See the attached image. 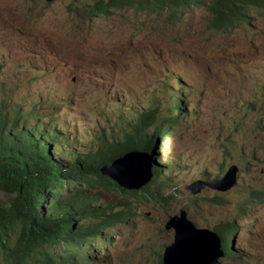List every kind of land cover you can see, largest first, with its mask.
Instances as JSON below:
<instances>
[{
  "label": "rangeland",
  "instance_id": "rangeland-1",
  "mask_svg": "<svg viewBox=\"0 0 264 264\" xmlns=\"http://www.w3.org/2000/svg\"><path fill=\"white\" fill-rule=\"evenodd\" d=\"M96 1L0 0V114L10 121L3 131L45 142L58 134L50 148L68 165L99 137L118 139L142 111L157 107L158 124L166 125L181 92L183 110L157 141L162 168L146 185L155 195L97 192L98 204L123 201L133 214L104 229L94 264H161L173 240L164 223L180 208L198 227L236 228L232 251L216 264H264V8L244 7L248 18L221 30L207 25L212 0L191 3L175 26L144 6L88 19L84 10ZM232 164L239 172L230 191L185 188ZM69 174L64 167L63 192Z\"/></svg>",
  "mask_w": 264,
  "mask_h": 264
},
{
  "label": "trees",
  "instance_id": "trees-1",
  "mask_svg": "<svg viewBox=\"0 0 264 264\" xmlns=\"http://www.w3.org/2000/svg\"><path fill=\"white\" fill-rule=\"evenodd\" d=\"M212 1L214 14L207 25L221 30L248 18L242 12L244 7L264 8V0ZM193 2L200 4V0H97L84 13L91 18L108 15L111 9L144 6L150 14V9L157 10L153 15L157 21L165 12L167 21L163 23L175 26L183 9H189ZM178 94L170 107L177 112L182 110V93ZM158 117L157 107L140 112L135 119L124 123L118 139L101 136L94 149L76 156L66 165L62 158H55V148H50L58 134L53 133V139L45 142L24 130L5 133L2 121H10L0 114V192L6 194L5 199H0V264H82L84 259L97 263L96 253L89 250L97 243L98 233L107 226L128 221L133 214L132 208L123 201L113 207L96 202L99 189L132 195L101 175L99 167L128 151H153L177 116L167 118L164 126L158 124ZM64 167L70 170L64 178L68 184L66 192L58 187L62 185ZM76 167L82 172H76ZM152 171L154 176L161 171L157 160ZM79 219L88 220L86 226H74ZM228 225L227 222L216 224L214 230L224 238L230 233ZM68 243L73 249L67 247Z\"/></svg>",
  "mask_w": 264,
  "mask_h": 264
},
{
  "label": "water",
  "instance_id": "water-1",
  "mask_svg": "<svg viewBox=\"0 0 264 264\" xmlns=\"http://www.w3.org/2000/svg\"><path fill=\"white\" fill-rule=\"evenodd\" d=\"M154 151H128L99 167V173L126 190H136L151 180ZM237 167L231 166L223 177L208 183L196 180L186 186L193 193L204 186L221 191L232 187L236 181ZM183 214V215H182ZM166 230H172L173 240L166 245L161 255L162 264H216L225 257L218 234L208 228H199L186 218L185 211L169 216L164 223Z\"/></svg>",
  "mask_w": 264,
  "mask_h": 264
},
{
  "label": "clouds",
  "instance_id": "clouds-1",
  "mask_svg": "<svg viewBox=\"0 0 264 264\" xmlns=\"http://www.w3.org/2000/svg\"><path fill=\"white\" fill-rule=\"evenodd\" d=\"M49 1V0H48ZM130 8V7H129ZM128 8V9H129ZM120 10V9H119ZM112 11H114L113 9H111L110 10V12H112ZM85 12V11H84ZM84 15H85V13H84ZM104 15H107V14H104ZM109 15V14H108ZM85 16H87V15H85ZM100 16H102V14H100L99 16H96V17H88V19H93V18H97V17H100ZM180 91V90H179ZM179 92H177V94H178ZM178 97H179V94H178ZM177 97V98H178ZM181 108H182V106H181ZM182 110H183V108H182ZM182 110H180V111H182ZM172 111H174V114H172V116L173 115H175L176 114V121H175V123L174 124H176V122H177V118H178V113H180V111L179 112H177V111H175V110H172ZM172 116H170V117H172ZM169 117V118H170ZM173 124V125H174ZM153 151L155 152V154H156V159L155 160H157V163L159 164V166H160V169L162 168V165L159 163V161H158V158H157V155L159 154V145H158V142H157V144L156 145H154L153 146ZM145 151V150H144ZM151 152V151H150ZM154 160V161H155ZM154 164V163H153ZM231 166H236L235 164H232V165H230L229 167H231ZM229 167L226 169V171L220 176V177H216V178H214V179H212V180H208V179H200V180H202V181H205V182H208V183H212V182H214V181H216V180H218L219 178H221V177H223V175L227 172V170L229 169ZM237 167V166H236ZM152 169H153V167H152ZM238 172H239V170H238V168H237V172H236V181H235V183H234V185L232 186V187H230L229 189H227V190H225V191H221V190H218V189H215V188H212V187H209V186H204L203 188H201L198 192H196V193H193L191 190H189V192L192 194V195H196V194H198V193H200L203 189H205V188H209V189H212V190H214V191H216V192H218V193H226V192H228V191H230L231 189H233L235 186H236V183H237V177H238ZM152 173H153V171H152ZM154 176V175H153ZM152 176V178H151V180L150 181H148L146 184H144V185H142L140 188H138V189H136V190H129V191H131L132 192V194H135V193H137V191L139 190V189H141L142 188V192H145V193H149V194H151V195H155L154 193H151V192H149V190H148V188H146V185L148 184V183H150L152 180H155L156 178H157V176L158 175H156V176H154L153 177ZM194 182V181H193ZM192 183V182H191ZM191 183H189V184H191ZM189 184H187V185H189ZM187 185H185V188H186V186ZM67 187H68V184H67ZM188 190V189H187ZM155 193H156V195L158 196V198L159 199H164V198H166V194H164V193H159L158 192V190H155L154 191ZM259 193H261V194H263L262 193V191H258V190H256V191H254V194H256V195H258ZM130 196H132V195H130ZM129 196V197H130ZM207 200H208V198H207ZM209 201V200H208ZM262 202H264V201H262ZM181 210H183V211H185V213H186V218L188 219V220H190L189 218H188V216H187V211H186V209H184V208H180V210L178 211V213H176V214H179V212L181 211ZM183 215V214H182ZM191 222H193L192 220H190ZM194 223V222H193ZM220 223H224V222H220ZM229 225V231H230V233H229V235H227V236H225L224 238L217 232V231H215L214 230V226H213V229H210V228H208V229H210V230H213V231H215L217 234H218V236L220 237V239H221V242H222V248H223V250H224V253H225V257L224 258H228L227 257V255L228 254H226V249H227V247H230L231 248V251H232V249H233V242H232V246H231V242H229L228 241V238H230V237H232V234L233 233H235V231H236V228L235 227H231V225H230V223L229 222H227ZM195 224V223H194ZM219 224V223H218ZM196 225V224H195ZM197 226V225H196ZM198 227V226H197ZM199 228H207V227H199ZM165 229V228H164ZM166 230V229H165ZM101 239H107L106 238V235L103 233V231L102 232H100V233H98V241H97V243L95 244V245H93V246H91V249L89 250V253H96V250L95 249H97V247L99 246V245H101V244H103L102 242H100V240ZM223 242H225V243H228V245L227 246H224V243ZM67 247H69L70 249H73V247L71 246V243H68L67 244ZM163 252V251H162ZM96 257L98 258V256H97V254H96ZM223 259V258H222ZM221 260V259H220ZM162 263V262H161Z\"/></svg>",
  "mask_w": 264,
  "mask_h": 264
},
{
  "label": "bare ground",
  "instance_id": "bare-ground-1",
  "mask_svg": "<svg viewBox=\"0 0 264 264\" xmlns=\"http://www.w3.org/2000/svg\"><path fill=\"white\" fill-rule=\"evenodd\" d=\"M87 22V21H86ZM44 40V39H43ZM45 43V42H44Z\"/></svg>",
  "mask_w": 264,
  "mask_h": 264
}]
</instances>
